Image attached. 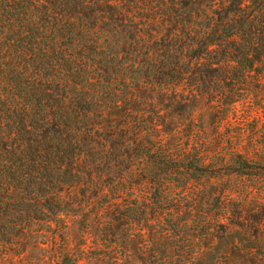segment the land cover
<instances>
[{
    "label": "trees",
    "instance_id": "1",
    "mask_svg": "<svg viewBox=\"0 0 264 264\" xmlns=\"http://www.w3.org/2000/svg\"><path fill=\"white\" fill-rule=\"evenodd\" d=\"M253 72L264 0H0V255L81 202L100 206L99 264H197L227 226L258 235L221 175L264 189V147L219 163L197 121Z\"/></svg>",
    "mask_w": 264,
    "mask_h": 264
},
{
    "label": "rangeland",
    "instance_id": "2",
    "mask_svg": "<svg viewBox=\"0 0 264 264\" xmlns=\"http://www.w3.org/2000/svg\"><path fill=\"white\" fill-rule=\"evenodd\" d=\"M244 87L246 94L239 92L236 96L228 95V103L219 104L217 101L203 99L199 105L197 121L204 125L211 140L209 149L219 163L220 160L227 159L229 151L238 145L242 151L253 157H256L255 149L261 147L262 150L264 147V77L261 78L253 72ZM221 180L236 199H240V194L244 191L246 196L243 201L248 203V209H257L264 213V189L246 194V184L242 177L221 175ZM82 203L76 205L75 212L65 218L63 224L66 227L54 224L49 226L45 222L33 224L23 246L0 255V264H68L62 260L65 251L72 258L73 253L84 255L85 258L79 264H99V261L96 263L93 259L98 251L92 242L98 237L94 234L96 228L92 223L100 206L98 202H85L81 206ZM227 227L226 231L217 232L219 237L210 240V246L205 248L201 261L197 264H264V224L255 237L246 234L242 228ZM244 236L256 241L257 250L254 249L256 253L251 256H246V251L241 250L245 246L241 240ZM253 241H250V246ZM233 243L236 244L234 250L231 248ZM138 259L133 258V262L137 264Z\"/></svg>",
    "mask_w": 264,
    "mask_h": 264
}]
</instances>
